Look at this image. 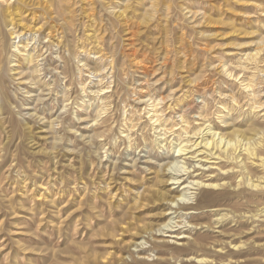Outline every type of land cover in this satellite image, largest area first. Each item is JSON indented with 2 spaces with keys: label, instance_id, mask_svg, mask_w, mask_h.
<instances>
[{
  "label": "rangeland",
  "instance_id": "obj_1",
  "mask_svg": "<svg viewBox=\"0 0 264 264\" xmlns=\"http://www.w3.org/2000/svg\"><path fill=\"white\" fill-rule=\"evenodd\" d=\"M36 29L46 46L34 53ZM0 39V264H195L158 251L148 260L134 244L165 221L159 192L171 187L161 178L182 116L189 135L208 119L229 137H254L245 122L254 108L252 127L264 129V0H0ZM19 40L36 61L11 56ZM37 61L50 69L38 73ZM244 188L217 189L207 205L198 190L191 221L215 227V210L264 206V193ZM193 236L210 253L214 241L241 236L249 248L234 264H264V222Z\"/></svg>",
  "mask_w": 264,
  "mask_h": 264
},
{
  "label": "bare ground",
  "instance_id": "obj_2",
  "mask_svg": "<svg viewBox=\"0 0 264 264\" xmlns=\"http://www.w3.org/2000/svg\"><path fill=\"white\" fill-rule=\"evenodd\" d=\"M39 29H36L34 32H32V40H35V46L33 47V50L35 51L34 53H37L38 51H42V49L46 46L45 44L43 45L41 43V37H40L41 33L39 32ZM11 33L14 34L15 30H13V32ZM21 34H18L17 37L21 38ZM19 42H21V40L11 42V47L14 48L13 53H11V56L16 58L19 57L21 54L23 55L24 53H26L25 56L27 61L30 62L36 61L34 60L35 59L34 55L30 53L28 50L29 43L24 44L23 42L22 44V42L21 43ZM53 43L54 41L51 42L50 44L54 45ZM50 44H48L47 46H49ZM1 46H3V44ZM57 53H58L57 57L59 59H62V55L60 56L59 52ZM37 56L42 57L43 54L40 53ZM247 56L254 57V54L251 55L248 54ZM75 60H76L75 64L77 65L76 67H78L77 70L81 72L82 67L79 66V63L83 62L84 60L80 59L79 56H75ZM11 61H15V59ZM48 63L45 62L43 65H41L39 61H37V64L35 65L37 69L36 68L34 69H36V71L39 73V71L44 69V65ZM83 65L86 68L87 67L89 68V64L87 62L83 63ZM48 69H50V66L48 67ZM223 71L227 73L229 76L232 75L231 71L228 68H226L225 65H223ZM61 73L65 75L67 74L66 65H65V69L62 70ZM250 85H251L250 83H247L243 86V88L245 87L246 89H250ZM67 86L68 84L63 83L62 88L63 89L65 88L64 90L67 91ZM97 92H100L99 89L97 90ZM225 109H228L227 106H225ZM229 111L227 110V113H229ZM257 115L258 113L256 114V111H254V108H252V110L249 111V114L245 120V122L249 124V129H250L249 131H252L253 135H255L254 137L250 136L251 138L250 137L240 138L236 134L237 132H234V135L236 134L234 137H229L223 131L222 125L220 124L218 125V123L216 124L213 123L212 121L210 123L205 124L206 122H208V119L204 120L201 124L199 123V125L197 124L195 128L192 129L193 134L189 135V131L191 130H189L188 122L184 119L183 116L181 117V123L183 124L180 126V133L177 135L179 139L174 143V146H172V149L174 150L173 151L174 154L173 156H171L172 159L168 161L166 164L169 166L165 171L166 173L163 172L166 178H164V176L163 178H161V183L170 182L169 184L171 187L170 189H166V190L164 188V190L162 189L159 192V195L161 199L164 201L166 207L165 210H163L165 221L159 224V226L156 229H153L150 232H148L147 236H141L139 240H136L133 249L134 255L136 253L137 255L143 254L144 255V257L142 256L143 258L150 260L151 258L153 259L154 257L156 258V256L160 258L159 257L160 255L157 253L158 251L160 252V254L166 256L169 255L170 259H174L177 262L183 260L188 262L192 261L195 264H234L240 262V257L235 255H237L239 252H242V250L245 247L249 248L248 243H246L244 240H239L241 239V236L239 237V239L237 236H233V238L224 239L219 243H215L214 241V244L210 246L211 248L214 247V249H212L210 253V252L201 251V248L203 247L204 243L201 242L202 240L194 238L193 235L195 232H197L198 230H202L203 228L207 231L214 232V230L217 227H220L227 223H233V225L235 226H237L238 223L240 225L248 224L251 225V229H255L257 224H259L260 222H264V206L262 207L260 206L259 208H257L256 211L248 215H246L247 211L237 214L233 211L220 212L219 209L215 210L213 211L214 215L216 216V219L214 221L215 227H211L212 225L199 226L198 224L193 223L191 220L196 215L192 212V209H198L201 204L200 200L194 203L197 192L198 190L201 189L204 190L202 202L204 201L203 203L205 205H207V203L214 202V199L216 197L215 196L216 194L214 195V193L216 192L215 190L217 189L223 190L226 188H233L239 191L242 187L245 186L244 189H249L253 192H257L261 194L264 193V129L259 130L256 129L255 127H252V125L255 124L253 123L254 117H256ZM155 116L156 114H153V117ZM217 117L219 119H222V122H226L227 120L226 117L228 118L230 116L228 114H221ZM153 124H154L153 129L156 132L154 143L156 145H161V146L165 145V143H163L165 138L160 136L161 131L156 130V126L162 125L160 118L157 117L154 120ZM183 133L186 135L185 138H182ZM188 154L190 156H188ZM200 155H202V157L196 160V158L199 157ZM194 159L196 161H193ZM222 160L225 161L228 160L229 162L234 163L237 166V168L235 169V167H233L231 169L226 170L222 168L219 164H216V161H222ZM215 165L218 166L215 167ZM252 167L258 168L262 174L259 177L254 178L251 173V170H253L251 169ZM164 168H166V166ZM215 168L217 170H214ZM207 169L211 173H216V172L217 173L206 174ZM230 172L236 174L235 185H233L228 180L229 177L228 175H230ZM169 190L170 191L173 190L175 194L170 193ZM219 195H223V193H219ZM178 218H180L181 220L178 221L177 220ZM171 243H182V245H188V246L192 245L196 248L190 250L189 248L181 249V250L179 249L177 253H173L170 248ZM256 244L257 243H254L253 245ZM161 245L168 246L167 249H164L165 252L164 250H162ZM160 264H168V263L162 262Z\"/></svg>",
  "mask_w": 264,
  "mask_h": 264
}]
</instances>
